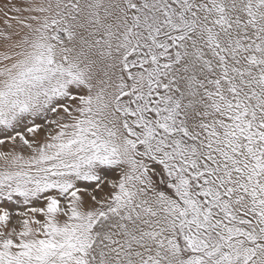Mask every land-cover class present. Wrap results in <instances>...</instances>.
<instances>
[{
	"label": "snow or ice",
	"instance_id": "1",
	"mask_svg": "<svg viewBox=\"0 0 264 264\" xmlns=\"http://www.w3.org/2000/svg\"><path fill=\"white\" fill-rule=\"evenodd\" d=\"M0 264H264V0H0Z\"/></svg>",
	"mask_w": 264,
	"mask_h": 264
}]
</instances>
